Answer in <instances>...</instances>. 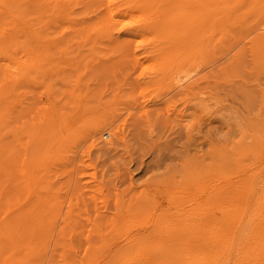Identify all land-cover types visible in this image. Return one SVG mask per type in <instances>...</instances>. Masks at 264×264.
Returning a JSON list of instances; mask_svg holds the SVG:
<instances>
[{"label":"rangeland","instance_id":"1","mask_svg":"<svg viewBox=\"0 0 264 264\" xmlns=\"http://www.w3.org/2000/svg\"><path fill=\"white\" fill-rule=\"evenodd\" d=\"M0 10V264H264V0Z\"/></svg>","mask_w":264,"mask_h":264},{"label":"bare ground","instance_id":"2","mask_svg":"<svg viewBox=\"0 0 264 264\" xmlns=\"http://www.w3.org/2000/svg\"><path fill=\"white\" fill-rule=\"evenodd\" d=\"M114 1V0H113ZM2 3V2H1ZM0 12H1V10H0ZM112 13V12H111ZM14 16V15H13ZM111 16H112V18H114L115 17V13L113 12V14H111ZM21 23V22H20ZM15 25V24H14ZM216 26V25H215ZM13 27H16V26H13ZM25 28V27H24ZM115 33V32H114ZM131 33V32H130ZM129 35V34H128ZM118 36V35H117ZM32 38V37H31ZM37 40V39H36ZM1 46V45H0ZM6 51V50H5ZM136 61V60H135ZM246 87V86H245ZM55 108V107H54ZM96 124V123H95ZM99 125V124H98ZM97 126V125H96ZM113 136H114V134H113ZM248 144H250V143H248ZM19 155H20V153H19ZM261 186V185H260ZM252 188V187H251ZM256 189V188H255ZM262 192H264V191H262ZM157 195V194H156ZM246 203V202H245ZM251 205V204H250ZM152 213V212H151ZM124 215V214H123ZM245 216V215H244ZM149 218H150V216H149ZM150 225V224H149ZM124 226V225H123ZM54 231H55V229H54ZM132 231V230H131ZM235 237V236H234ZM83 249V248H82ZM67 259V258H66ZM222 263V262H221ZM220 263V264H221Z\"/></svg>","mask_w":264,"mask_h":264}]
</instances>
